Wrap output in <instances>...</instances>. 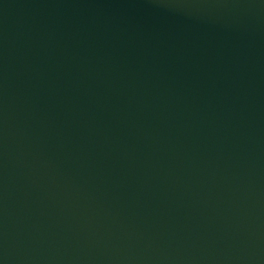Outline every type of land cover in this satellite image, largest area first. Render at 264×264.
<instances>
[{
  "label": "water",
  "instance_id": "1",
  "mask_svg": "<svg viewBox=\"0 0 264 264\" xmlns=\"http://www.w3.org/2000/svg\"><path fill=\"white\" fill-rule=\"evenodd\" d=\"M0 264H264V0H0Z\"/></svg>",
  "mask_w": 264,
  "mask_h": 264
}]
</instances>
